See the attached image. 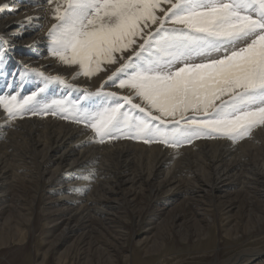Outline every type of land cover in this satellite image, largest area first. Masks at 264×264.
Masks as SVG:
<instances>
[{"label": "snow or ice", "instance_id": "snow-or-ice-1", "mask_svg": "<svg viewBox=\"0 0 264 264\" xmlns=\"http://www.w3.org/2000/svg\"><path fill=\"white\" fill-rule=\"evenodd\" d=\"M45 3L55 21L47 32L50 55L76 66L74 79L123 61L105 83L127 92L101 85L94 94L85 90V98H99L92 105L42 103L45 83L28 95L0 94L9 120L59 115L90 128L100 143L125 138L172 148L200 138L238 142L264 127V0ZM6 45L12 47L0 38V52ZM29 70L45 82H65Z\"/></svg>", "mask_w": 264, "mask_h": 264}, {"label": "bare ground", "instance_id": "bare-ground-1", "mask_svg": "<svg viewBox=\"0 0 264 264\" xmlns=\"http://www.w3.org/2000/svg\"><path fill=\"white\" fill-rule=\"evenodd\" d=\"M53 23L45 0H0V38L12 45L0 52V94L28 95L47 83L42 103L64 100L92 105L99 98H85V90L94 92L104 85L108 91L127 92L110 87L111 81L105 83L123 61L104 65L105 70L91 77L74 79L78 68L60 63L47 50V32ZM29 69L60 76L65 82H45ZM24 151L28 152L24 164L37 160L39 178L52 186L53 203L61 207L58 223L65 225L61 237L75 236L95 222L114 224L121 203L133 195L158 199L166 210L180 199H185L186 207L210 204L212 208L220 194L234 187L252 204L264 202V127L238 142L207 138L182 148L133 139L100 143L90 128L59 115L25 114L9 120L0 108V208L9 203L16 177L27 176L18 174L19 165L12 166ZM262 254L264 249H247L226 264L262 263L264 259L258 261Z\"/></svg>", "mask_w": 264, "mask_h": 264}, {"label": "rangeland", "instance_id": "rangeland-1", "mask_svg": "<svg viewBox=\"0 0 264 264\" xmlns=\"http://www.w3.org/2000/svg\"><path fill=\"white\" fill-rule=\"evenodd\" d=\"M27 154L12 162L27 176L16 177L9 203L0 208V264H226L244 250L264 249V202L252 204L234 187L212 208L186 207L180 199L166 210L158 199L133 195L121 203L114 224L95 222L61 237V207L53 203L52 186L39 178L37 160L24 164Z\"/></svg>", "mask_w": 264, "mask_h": 264}]
</instances>
